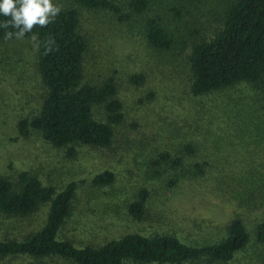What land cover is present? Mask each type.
I'll list each match as a JSON object with an SVG mask.
<instances>
[{"label": "trees", "instance_id": "trees-1", "mask_svg": "<svg viewBox=\"0 0 264 264\" xmlns=\"http://www.w3.org/2000/svg\"><path fill=\"white\" fill-rule=\"evenodd\" d=\"M69 1L72 6L61 9L54 22L45 28L36 26L25 36L38 37L35 67L41 90L36 110L17 120L19 136L37 133L53 147H66L70 156L75 155L77 145L105 148L112 143L114 125L123 120V105L113 75L101 82L85 78L84 58L89 41L81 30L82 9L109 13L122 24H131L138 18L141 35L157 52L178 48L188 51V86L195 97L239 86L264 96V0ZM8 19L0 15V25ZM6 31L17 30L0 26V40L5 39ZM49 38L55 41L51 52L45 47ZM15 62H19L18 58ZM130 78L137 84L144 80L142 74ZM100 110L103 120L94 114ZM238 112L234 110L236 130L237 126H244L239 127L236 135L250 137L249 133L259 126L247 114ZM261 119L258 122L264 126ZM151 163V177L168 173L169 187L213 180L238 205L255 202L248 195L258 191L261 193L257 200L264 202V168L228 171L221 166L214 171L215 160L202 158L194 142L159 151ZM16 177L13 182L0 173V214L25 218L43 205L48 206V211L39 229L19 240H0V259L19 257L28 264L46 258L74 264H264V215L250 228L237 214L218 238L202 244H189L172 233L131 232L99 246H77L61 238L60 233L71 214L78 183L71 181L57 190L44 185L29 171H20ZM113 180L114 174L105 170L94 175L92 183L109 185ZM149 196L150 191L143 187L134 195L127 207L132 218L144 216Z\"/></svg>", "mask_w": 264, "mask_h": 264}, {"label": "rangeland", "instance_id": "rangeland-1", "mask_svg": "<svg viewBox=\"0 0 264 264\" xmlns=\"http://www.w3.org/2000/svg\"><path fill=\"white\" fill-rule=\"evenodd\" d=\"M53 3L60 9L72 6L69 0ZM137 19L122 24L103 11H80L81 30L89 41L85 78L101 82L114 76L123 120L114 125L108 147L77 145L74 156L66 147H53L37 133L19 136L17 120L40 104L36 46L31 38L0 40V173L16 182L20 171H29L57 190L77 182L71 214L60 233L77 246H99L131 232L172 233L189 244H202L218 238L237 214L251 228L264 215V202L257 200L260 191L248 195L255 202L241 206L213 180L169 187L168 173L151 177L148 168L154 167L151 160L159 151L175 150L178 144L190 141L197 144L202 158L215 160L214 171L221 166L228 171L263 169L264 126L258 121L264 115V96L247 86L193 96L188 86V51L153 50L141 35ZM17 58L19 62H15ZM138 74L144 80L137 84L130 77ZM218 104L221 106L216 109ZM234 110L247 114L259 126L250 137L236 135L244 125L236 130ZM94 114L104 119L103 111ZM105 170L114 174L112 183L93 184V176ZM142 187L150 196L144 216L135 219L127 207ZM47 211L48 206L43 205L25 218L0 214V240H19L39 229ZM0 264L28 262L9 257L0 259ZM32 264L74 263L46 258Z\"/></svg>", "mask_w": 264, "mask_h": 264}, {"label": "clouds", "instance_id": "clouds-1", "mask_svg": "<svg viewBox=\"0 0 264 264\" xmlns=\"http://www.w3.org/2000/svg\"><path fill=\"white\" fill-rule=\"evenodd\" d=\"M61 11L60 7L53 3V0H0V15L9 17L2 25L5 29H16L17 31H6L5 39L10 40L15 36L22 40L26 34L31 33L36 26L47 27L54 22L56 16ZM38 48V37H31ZM55 41L49 38L45 42L47 52L52 51L51 45Z\"/></svg>", "mask_w": 264, "mask_h": 264}]
</instances>
